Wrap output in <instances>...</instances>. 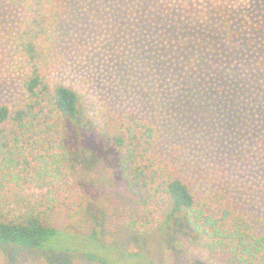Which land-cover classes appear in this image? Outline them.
<instances>
[{
	"label": "rangeland",
	"instance_id": "1",
	"mask_svg": "<svg viewBox=\"0 0 264 264\" xmlns=\"http://www.w3.org/2000/svg\"><path fill=\"white\" fill-rule=\"evenodd\" d=\"M65 7L53 81L79 97L70 155L82 211L53 224L44 248L56 252L0 245V264H92L79 253L109 264H205L180 225L118 236L108 227L135 201L117 170V150L98 135L123 113L154 125L155 155L177 168L196 198L224 194L237 214L261 221L264 235V0H65ZM217 12L236 35L237 50L224 63L213 56L225 55L220 48L205 50L194 34L198 16ZM16 19L0 2V31ZM19 96L0 41V104ZM30 212L26 202L0 206L6 220ZM93 229L97 238L87 239Z\"/></svg>",
	"mask_w": 264,
	"mask_h": 264
},
{
	"label": "trees",
	"instance_id": "2",
	"mask_svg": "<svg viewBox=\"0 0 264 264\" xmlns=\"http://www.w3.org/2000/svg\"><path fill=\"white\" fill-rule=\"evenodd\" d=\"M0 2L17 17L0 31V41L20 87L18 99L0 104V206L26 202L31 209L18 221L0 216V245L56 252L44 248L57 232L53 224L72 221L83 206L72 182L70 155L79 97L72 88L53 81L65 0ZM214 15L209 20L198 16L194 34L205 50L220 48L225 55L213 51V56L224 63L237 50L232 41L236 35L226 14L220 22L221 13ZM156 134L152 123L133 114H119L100 126L101 143L117 150V170L135 198L130 208L112 218L113 212L105 215L111 218L108 227L114 228L113 235L122 229L144 234L153 225L161 233L177 224L205 264H264V235L257 232L261 221L237 214L231 200L220 192L196 198L178 177L177 168L155 155ZM97 235L93 229L87 239ZM79 254L88 263L109 264L105 257Z\"/></svg>",
	"mask_w": 264,
	"mask_h": 264
}]
</instances>
